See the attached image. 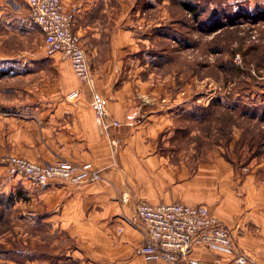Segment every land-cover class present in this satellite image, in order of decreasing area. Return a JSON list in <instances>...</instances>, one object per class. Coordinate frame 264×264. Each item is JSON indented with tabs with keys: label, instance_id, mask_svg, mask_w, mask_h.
<instances>
[{
	"label": "crops",
	"instance_id": "obj_1",
	"mask_svg": "<svg viewBox=\"0 0 264 264\" xmlns=\"http://www.w3.org/2000/svg\"><path fill=\"white\" fill-rule=\"evenodd\" d=\"M63 2L88 50L92 83L60 54L11 45L25 42L38 26L28 0H0V194L21 190L26 198L16 203L18 220L31 223L34 213L35 227L70 237L49 258L27 262L168 264L140 251L146 238L136 205L147 200L205 204L231 229L233 255L198 246L190 264H229L240 254L264 264V180L256 181L264 164H248L250 170L239 172L214 140L200 148L177 144L172 126L196 109L197 98L172 96L176 79L149 67L153 60L139 42L152 35L150 20L137 15L153 2ZM12 153L74 164L80 181L38 183L9 174L3 157Z\"/></svg>",
	"mask_w": 264,
	"mask_h": 264
},
{
	"label": "rangeland",
	"instance_id": "obj_2",
	"mask_svg": "<svg viewBox=\"0 0 264 264\" xmlns=\"http://www.w3.org/2000/svg\"><path fill=\"white\" fill-rule=\"evenodd\" d=\"M151 1L153 4L143 5L137 15L150 20L148 27L152 35L146 42H139L141 49H146L151 55L150 69H155L161 76L175 78L172 96L186 93V96L197 98L196 108L200 113L202 107H208L217 98L232 106L230 111L213 105L202 121H194L188 111L178 118L176 126H172L177 130V144L188 146L194 143L197 148L203 145V141L212 144L220 122L225 132L231 126L232 147L226 146L225 139L220 145L235 160L237 171L250 170L246 167L248 164H264V18L261 15L264 0ZM184 2L191 3L195 12L187 10ZM42 37V32L36 27L25 42L14 41L11 45L19 43V47L43 49ZM79 43L85 48L80 38ZM243 111L247 114L242 115ZM254 115L261 118L251 117ZM99 123L101 126L105 124L100 115ZM206 134L211 135L206 137ZM219 135L222 136L223 132ZM200 137L203 138L202 143H198ZM256 137L260 138L259 141L253 142ZM10 156H20L43 167L73 166L76 167V174L79 171L74 164L41 162L19 153L3 157L6 167ZM256 172V181L260 183L264 180V167L257 168ZM10 192L0 196L7 198ZM21 197L26 198L23 194ZM16 203L0 206V212L5 215L0 220V264H33L27 261L35 257L49 258L60 242H70L69 235L35 227L37 219L32 217L37 216L34 213L31 214V223L18 220Z\"/></svg>",
	"mask_w": 264,
	"mask_h": 264
},
{
	"label": "built area",
	"instance_id": "obj_3",
	"mask_svg": "<svg viewBox=\"0 0 264 264\" xmlns=\"http://www.w3.org/2000/svg\"><path fill=\"white\" fill-rule=\"evenodd\" d=\"M28 4L31 18L43 34L44 50L49 55L60 54L62 58L70 60L76 74L83 81L92 83L88 53L73 31L74 13L65 10L63 0H28ZM114 124L119 125V122L114 121ZM7 161L10 174H25L36 182H44L51 177L80 181L73 166L43 167L20 156H10ZM136 212L145 228L146 244L140 251L148 260L190 264L191 255L198 246L218 254L233 255L235 252L231 229L211 214L205 204H155L140 200ZM230 262L255 264L244 254L236 255Z\"/></svg>",
	"mask_w": 264,
	"mask_h": 264
},
{
	"label": "trees",
	"instance_id": "obj_4",
	"mask_svg": "<svg viewBox=\"0 0 264 264\" xmlns=\"http://www.w3.org/2000/svg\"><path fill=\"white\" fill-rule=\"evenodd\" d=\"M183 5H184V7L187 9V10H189V11H191V12H195V9H194V7H193V5L191 4V3H188V2H184L183 3ZM263 17L262 18H264V11L262 12V14H261ZM219 105V106H221V107H223L224 109H226V110H232V106H229V105H225V103L222 101V99L221 98H217V99H215V100H212L211 101V103L209 104V106L208 107H202V111H201V113L200 112H198V109L196 108L194 111H192L190 114L192 115V116H195L198 120H200V121H202L203 119H205L206 118V116H208L209 115V113H210V109H211V107L213 106V105ZM236 106H238V104H235ZM234 105V106H235ZM236 106H235V108H236ZM259 108V107H258ZM260 109V108H259ZM259 109H257V111H259ZM248 110V109H247ZM242 115H245V114H247V111H243L242 113H241ZM260 116L261 117H263V114H260ZM251 117H254V118H261V117H257V116H251ZM225 127H228V126H225ZM233 127V126H232ZM224 126H223V124L222 123H220L219 122V126H218V129H217V134H216V139H214V141L216 142V143H218V144H222V142H223V139H225L226 140V146L229 148V146H230V142H231V139H232V135H231V132H232V130H231V126H229V128H228V132L226 131H224ZM221 132H223V135L221 136V135H219ZM225 133V134H224ZM206 135H211V134H206ZM230 135V136H229ZM259 137L257 138H255L254 140H253V142H256V141H259ZM198 140V143H202V140H203V138H198L197 139ZM262 145L264 146V142H262ZM253 148H255L254 146H253ZM225 155V157L229 160V161H231L235 166H236V162H235V160L233 159V158H231L227 153H225L224 154ZM22 196V192H21V190H17V192H10L9 194H8V196H7V198H4V195H1L0 196V206H2V204L4 205V206H6V205H8V206H13L15 203H16V201L20 198ZM5 217V215H4V212H0V220H2L3 218Z\"/></svg>",
	"mask_w": 264,
	"mask_h": 264
}]
</instances>
